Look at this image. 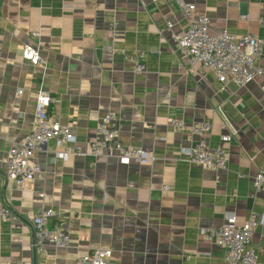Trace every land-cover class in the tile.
<instances>
[{"label":"crops","instance_id":"0c3cea01","mask_svg":"<svg viewBox=\"0 0 264 264\" xmlns=\"http://www.w3.org/2000/svg\"><path fill=\"white\" fill-rule=\"evenodd\" d=\"M185 1L209 18L212 34L264 39L263 0ZM190 21L172 0H0V207L12 212L0 216L1 264H76L97 248L113 252L109 264H227L223 247L201 232L229 214L241 227L264 211V190L253 185L264 167V77L224 86L181 60L173 36ZM27 48L40 64L24 57ZM133 58H142L143 74ZM257 67L264 73V51ZM41 90L82 149L113 113L121 143L155 161L125 165L107 150L58 159L53 140L35 158L42 178L25 188L8 182V154L30 133ZM175 120L212 129L193 136ZM200 140L229 152L226 170L180 156ZM41 209L55 212L50 226L67 221L68 248L47 243L39 252L32 218ZM249 247L264 264L263 228Z\"/></svg>","mask_w":264,"mask_h":264},{"label":"built area","instance_id":"2783aa9c","mask_svg":"<svg viewBox=\"0 0 264 264\" xmlns=\"http://www.w3.org/2000/svg\"><path fill=\"white\" fill-rule=\"evenodd\" d=\"M172 1L191 20L183 34L173 36L181 60H187L192 67L199 65L203 70L212 71L224 86L233 83L243 88L255 78L264 77L263 71L257 67L264 51V39L251 35L237 37L227 32L212 34L209 29V18L197 13L193 4L185 0ZM68 9L73 10L75 6H69ZM260 24L264 26V18L260 20ZM172 28L173 25L169 24L168 29ZM24 55L33 64L41 63L38 53L30 48L25 50ZM132 60L135 63V73L143 74L145 66L142 58ZM180 66L183 67L182 64ZM53 105L52 97L43 90L39 91L31 131L8 154L6 180L17 187L25 188L42 178V168L36 163L35 158L53 140L63 149L57 154L58 159H68L71 156H98L101 150H107L110 154H117L119 160L125 165L132 163L148 165L155 161L156 157L145 150L127 147L121 143L116 130L117 116L113 113L100 118L97 138L91 145V150L82 149L78 145L76 136L72 134L71 128L61 125L55 118ZM172 126L177 131L188 132L193 136L208 134L212 129L209 122L188 126L184 122L175 120ZM232 134L235 133L232 132L223 137L222 141L230 142L234 136ZM180 156L213 172L226 170L230 158L228 151L222 148L212 150L204 140H200L189 149L182 150ZM253 183L255 189L264 190V167L260 169ZM0 216L3 219L10 218L12 212L0 207ZM55 217L53 210L41 209L32 218L36 245L41 254L46 253L47 243L63 249L70 246L67 221L61 219L50 226V221ZM258 227L264 230V211L259 217L252 218L241 227L237 225V217L229 214L223 226L202 230L201 235L209 241L218 242L223 247L227 264H260L257 255L249 247ZM112 256L111 250L97 248L90 253L78 256L75 262L76 264H109Z\"/></svg>","mask_w":264,"mask_h":264}]
</instances>
